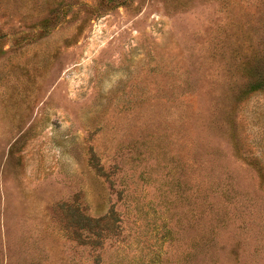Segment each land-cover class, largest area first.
I'll return each instance as SVG.
<instances>
[{"label": "rangeland", "instance_id": "1", "mask_svg": "<svg viewBox=\"0 0 264 264\" xmlns=\"http://www.w3.org/2000/svg\"><path fill=\"white\" fill-rule=\"evenodd\" d=\"M0 264H264V0H0Z\"/></svg>", "mask_w": 264, "mask_h": 264}, {"label": "trees", "instance_id": "2", "mask_svg": "<svg viewBox=\"0 0 264 264\" xmlns=\"http://www.w3.org/2000/svg\"><path fill=\"white\" fill-rule=\"evenodd\" d=\"M256 86H258V85H256ZM256 86H255V87H256Z\"/></svg>", "mask_w": 264, "mask_h": 264}]
</instances>
